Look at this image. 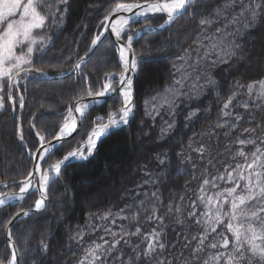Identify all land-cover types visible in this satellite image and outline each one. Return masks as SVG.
<instances>
[{"label":"snow or ice","instance_id":"1","mask_svg":"<svg viewBox=\"0 0 264 264\" xmlns=\"http://www.w3.org/2000/svg\"><path fill=\"white\" fill-rule=\"evenodd\" d=\"M206 3L207 0H110V6L97 24L98 32L85 45L84 54L77 51L74 61L72 55L61 57L72 62L65 71L59 62H45V57L64 25L70 0H0V110H5L6 105L13 112L17 106L21 110L25 108L26 82L31 76L47 78L54 71L61 78L69 73L78 77V87L73 89L75 94L60 101L67 105L66 114L59 113L64 117L61 123L37 129L40 109L31 113L28 129L34 132L38 147H27L22 122L17 119L15 134L26 148L32 167L24 174L18 173L21 177L18 180L15 177L10 181L0 180L4 188L18 186V191H0V211L11 202L24 201L29 195L38 194V198L33 206L18 209L7 220V246L11 254L0 255V264H25L26 258L32 256L36 258L31 264H49L50 246L46 241L53 237L47 232L41 233L37 245L29 246L25 241L21 249L13 238L12 225L18 219L47 213L52 203L49 194L54 185L62 184L68 165L73 161H88L99 142L114 131L130 126L137 110L134 76L144 65L157 63L161 58L171 59L165 49L157 47L153 52L154 46L147 41L141 51L133 45L146 35L171 28L181 19L185 23L177 31L184 28L195 32V37L176 56L170 71L172 81L162 92L145 99V115L153 123L157 117L162 119L163 139L178 131L177 117L182 115L181 109H190L183 115V121L184 129L191 130L212 111L211 106L191 108L192 102L200 100L206 91H215L213 104H218L215 121H210L202 131L193 132L187 145H181L174 156L182 165L191 163L193 170V153L202 161L208 157L207 164L212 168H216L219 157L225 154L236 163H225L223 171L217 169L216 174L209 173L206 167L202 183L193 192L196 199L185 205V196L181 195L178 200L168 202L164 214H158L165 207L159 189L148 191L144 185L155 186L161 181L164 171L171 169L172 160L167 151L156 153L153 162L161 171L153 173L147 165L143 166L146 179L136 185L135 195L131 191L125 193L132 203L117 212L109 207L103 212L87 213L84 226L69 229L68 242L82 245L89 230L103 232L100 242L92 240L83 248L77 264H264V116L256 119L264 113V78L247 84L234 80L229 87L230 95L224 98L218 90L221 81L215 76L220 72L221 80L227 79L234 67L233 60L250 62L244 40L257 22L264 20V0H219L210 9L204 8ZM157 18H163V23L150 22ZM141 21H144L141 27H132ZM172 36L170 32L168 44H172ZM105 41L111 45L112 55L98 64L107 66L114 56L113 68L118 66L119 71H102L99 66L87 68L91 55ZM180 44L177 38L174 47ZM241 96L247 99L234 104ZM109 99L112 103L108 111L100 114L99 109ZM238 108L244 111H237ZM165 115L168 119H163ZM242 121L250 126L241 128ZM53 131L55 135L47 139ZM84 134L86 139L78 141L75 147L69 145L70 151L53 159L65 143ZM221 140L227 141L223 144V153L217 152L212 157L211 153L221 147ZM249 146L252 151H246ZM177 171L182 173L183 169ZM185 188H188L187 181ZM141 215L144 224L151 222L156 227L142 230ZM168 217L175 226L185 230L175 233L174 242L165 239ZM188 220L198 228L191 238L186 231L191 227L186 223ZM177 247L181 248L180 255H171L170 250L175 252ZM52 264H58V260L54 258Z\"/></svg>","mask_w":264,"mask_h":264},{"label":"trees","instance_id":"2","mask_svg":"<svg viewBox=\"0 0 264 264\" xmlns=\"http://www.w3.org/2000/svg\"><path fill=\"white\" fill-rule=\"evenodd\" d=\"M219 0H207L204 5L205 9L212 8ZM92 6V7H90ZM110 6V0H70V10L67 13L66 19L62 29L54 37L55 44L51 47L45 62L60 63L63 65L65 71L71 66V61L61 59V57L73 56L75 60V53L78 51L80 55L86 51L85 45L90 43V38L94 33L98 32L97 24L102 20L107 7ZM152 24L163 23V18H157L150 21ZM144 23L133 24V28H139ZM185 20L181 19L172 25L171 28L156 33L155 35H146L133 46L137 51L142 50V45L147 41L152 44L153 52L156 48L165 49L167 53L171 54V59H163L157 63L144 65L141 67L139 74L135 77V99H136V117L131 121L129 127L122 130L114 131L110 136L103 139L98 149L88 161L86 162H72L64 171L63 182L57 183L53 186L49 194L52 203L49 205L47 213L42 215H32L31 217L19 220L13 226V238L21 249L24 247L25 241L29 246H35L41 239V233L47 232L53 238L46 241L50 246L48 252L49 264H52L53 259L58 260V264H77L83 255V248L86 247L92 240L99 241V237L103 232L97 231L85 237L83 244H77L75 241L69 243L68 236L70 228H75L77 225L84 226L86 223V214L89 212H103L109 207L113 212H117L123 208L125 204H131L132 200L125 196V193L130 192L135 195V188L137 184L142 183L146 177L144 176V165H147L148 170L153 173H159L161 170L157 164L153 162V157L156 153L167 151L172 160L171 169L165 170L161 181L155 186L144 185L145 190L155 191L157 188L161 194V198L165 207L160 210L158 214H164L167 211V204L169 201H176L181 195L185 196L183 202L187 205L190 200L196 199L193 192L199 188L202 183V172L207 167L208 172L216 174L217 169L223 171V165L234 164L236 161L225 154L219 157V162L216 168H212L207 164L206 157L203 161L200 160L198 154H192V161L195 163L193 170L191 163L181 164L175 158L174 153L179 152L181 145H187L188 138L192 136L193 132H200L204 130L210 121H215L218 104H213L215 91H206L205 94L198 101L191 104V108H207L211 106V115L207 118H201L191 130L184 129L183 115L187 114V110L182 108V115L177 117L178 131L174 134H169L167 137L161 139L160 129L162 126V119L157 117L155 123L153 120L145 115L144 101L147 97L155 95L157 92H162L166 85H168L173 77L170 75L172 64L184 47H187L191 40L195 37V32H189L184 28L177 29L180 25L184 24ZM264 20L258 21L253 29L250 30L247 38L244 40L245 46H252L255 43L254 36L259 32L260 37L264 38ZM84 26H87L86 28ZM53 31H56L53 29ZM173 33L172 44H168L167 40L169 33ZM83 35V39H82ZM187 36L185 40L183 37ZM177 38H180V46L175 45ZM163 41V43H161ZM261 47V46H260ZM111 45L105 41L103 45L99 46L95 55L91 56V60L87 65L88 69L99 66L102 71L115 70L119 71V67L113 68V60L107 62V66L103 63L98 64L105 60L106 57L112 55L110 52ZM260 51L264 49L261 47ZM250 56V52L248 53ZM51 58V59H49ZM251 60V58H250ZM249 60H233L234 65L231 75L225 80H221L220 72L215 74L216 79L221 81V87L218 89L222 96L226 98L230 95L229 87L234 80H239L241 83L247 84L251 80H258L264 78V66L259 67L257 64H247ZM40 66V64H37ZM224 71V68H221ZM56 77V78H55ZM58 75L54 71H50L47 78L31 76L26 82L27 91L24 93L26 106L21 110L18 106L13 112L12 108L6 105L5 110L0 114V145L4 149V155L0 148V180H11L15 177L20 179L18 173L24 174L31 168L32 162L29 159L27 150L22 146L18 137L15 134V127L17 119L20 118L22 127L24 129V137L27 147L33 148V145L39 146L34 136V132L29 131L28 122L31 119V113L37 112L38 109V122L37 129L41 126L51 128L52 125L61 123L63 116L59 113L66 114V104H61L60 101L67 100L70 95H74L73 89L78 87V77L75 73H69L64 77L57 78ZM56 83V86L50 87V83ZM23 91V89H21ZM247 99L246 96H241L234 104L242 102ZM112 101L108 100L107 103L99 109L100 114L108 111V105ZM43 105L41 109L40 106ZM243 112L242 108L236 109ZM96 113H93L95 115ZM264 113L257 115L256 119L259 120ZM163 119H168L165 115ZM143 121V126L141 122ZM250 126L246 122H241V128ZM144 129V130H142ZM58 131V128L56 129ZM143 131L145 137H150V144L145 146L143 153L138 152L137 136ZM55 135V131L47 137L51 139ZM76 135V134H75ZM236 132L232 133L235 136ZM82 139L85 134L81 135ZM78 136L75 140H69L63 145L62 150L57 151L53 159L59 158L67 151L71 150L77 144ZM227 141L221 140V147L211 153L212 157H216L217 152L223 153V144ZM71 145V147L69 146ZM34 150V149H33ZM249 146L246 151H252ZM242 162V161H241ZM183 169L182 173H178V169ZM195 177V179L193 178ZM188 182V188H185V182ZM66 186V188H65ZM18 186H9L3 190H17ZM66 193V194H65ZM38 194L29 195L21 204L6 205L0 211V255L11 254L10 248L7 246L5 233L7 220L11 218L19 208H28L33 206ZM140 199H144L143 196ZM60 202L57 203L56 201ZM190 210V209H187ZM202 210V209H199ZM186 215V213H185ZM140 222L143 224L142 230L150 231L152 227H156L154 223L144 224V216L141 215ZM186 223L190 224L187 234L189 238L195 235L198 231L197 226L188 220ZM165 224L169 225L166 229L167 241L174 242L176 232L185 231L184 229L175 226L172 223V218L165 219ZM30 229V231H29ZM134 229V225H133ZM221 229L218 228V232ZM227 234V233H226ZM229 239H231V235ZM18 237V239H17ZM108 239V237H105ZM135 238H134V241ZM119 247V246H118ZM71 250H68V249ZM181 248L177 247L175 252L171 255L179 256ZM187 256V251L184 252ZM36 256L26 258L25 264H31V260Z\"/></svg>","mask_w":264,"mask_h":264},{"label":"rangeland","instance_id":"3","mask_svg":"<svg viewBox=\"0 0 264 264\" xmlns=\"http://www.w3.org/2000/svg\"><path fill=\"white\" fill-rule=\"evenodd\" d=\"M264 26V25H263ZM254 40L255 43L252 46H248L249 52H250V62L247 61V64H257L259 67L264 66V56H263V51H260V48L262 47L264 49V38L260 37V33L258 32L255 36H254ZM261 46V47H260ZM50 87H54L56 86V83L52 82L49 84ZM3 110H0V114ZM144 130V129H142ZM86 136V134H85ZM81 135H78V140L77 141H81L83 140L82 138H80ZM85 139V138H84ZM137 147H138V152L141 154L143 153L145 150V146L147 144H150V137H145V133L143 131H140V135L137 136ZM1 151L4 155V149L2 148V146L0 145ZM30 231V229H29ZM49 259V258H48Z\"/></svg>","mask_w":264,"mask_h":264},{"label":"water","instance_id":"4","mask_svg":"<svg viewBox=\"0 0 264 264\" xmlns=\"http://www.w3.org/2000/svg\"><path fill=\"white\" fill-rule=\"evenodd\" d=\"M135 77H136V76H134V80H135ZM99 143H100V142H99ZM98 145H99V144H98ZM11 203H19V202H11ZM16 221H17V220H16ZM16 221H15V222H16ZM15 222H14V223H15ZM12 227H13V225H12ZM6 233H7V229H6ZM6 241H7V243H8L7 234H6Z\"/></svg>","mask_w":264,"mask_h":264}]
</instances>
